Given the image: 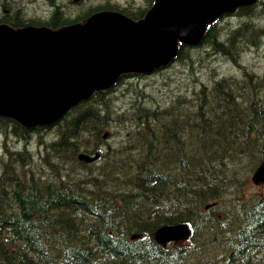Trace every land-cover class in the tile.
<instances>
[{
    "label": "trees",
    "instance_id": "trees-1",
    "mask_svg": "<svg viewBox=\"0 0 264 264\" xmlns=\"http://www.w3.org/2000/svg\"><path fill=\"white\" fill-rule=\"evenodd\" d=\"M43 1L47 9L36 14L32 4ZM43 1L0 0V24L58 30L101 11L139 21L155 2ZM263 10L264 2L257 0L213 21L200 45L180 44L170 66L197 74L209 62L200 54L208 47L239 68L237 78L213 81L215 70H208L212 76L205 72L201 88L193 86L158 104L137 87L134 77L143 75L129 74L54 125L27 129L0 117V264H188L189 246L163 248L152 231L187 223L193 244L198 217H210L200 227L205 243L199 242L205 251L215 245V257L207 264L261 259L264 196L247 198L236 187L242 190L264 161V73L249 72L239 55L240 47L259 45L263 38L264 26L254 19ZM225 16L239 21L223 24ZM174 82L165 79L163 85ZM128 95L136 100L117 111L116 104ZM108 130L122 135L105 143ZM97 150L102 151L100 163L78 159L81 152ZM132 234L145 237L133 241Z\"/></svg>",
    "mask_w": 264,
    "mask_h": 264
},
{
    "label": "water",
    "instance_id": "water-1",
    "mask_svg": "<svg viewBox=\"0 0 264 264\" xmlns=\"http://www.w3.org/2000/svg\"><path fill=\"white\" fill-rule=\"evenodd\" d=\"M256 0H156L136 22L119 12H99L85 25L52 31L0 24V116L23 126L54 124L96 90L112 87L123 73H150L168 65L179 42L198 45L207 24ZM99 157L79 155L93 162ZM264 181V163L253 177ZM185 225L156 233L162 245L187 239Z\"/></svg>",
    "mask_w": 264,
    "mask_h": 264
},
{
    "label": "rangeland",
    "instance_id": "rangeland-1",
    "mask_svg": "<svg viewBox=\"0 0 264 264\" xmlns=\"http://www.w3.org/2000/svg\"><path fill=\"white\" fill-rule=\"evenodd\" d=\"M116 1H118L119 3L123 5L127 4L128 2H135L136 6L146 5V3L144 4L146 0H116ZM261 1L264 2V0H261ZM45 6L46 5L44 4V1L39 2V4L37 5L36 3H33L31 9L37 12L36 14H39L41 13L40 12L41 9L44 8ZM45 9H47V7H45ZM257 18L254 17L255 21H257L259 25L261 24L262 26H264V10L262 12H259V15H257ZM232 19L233 17L227 18V16H225L221 20L223 24L229 23L230 25L232 24V22L236 23L237 21H239L236 18H234L233 21ZM239 51H240V54H239L240 59L242 60L244 67L248 69V71L251 70V72L255 73L256 75L264 73V36L263 38H261L259 45H253V44H250L249 46L245 45L244 47H240ZM200 54L205 55V57L208 59L209 62H205L203 68L197 74H196V69L194 71H191L189 69L184 70L180 67L173 66V67H169L168 69L164 70L162 73L147 76V78L139 77L138 79H135L137 83V87L141 86L147 90V92L145 93H146V97H148L147 99L149 102L151 101L153 103L166 104V102L170 99L172 95L179 94L180 91L183 93L187 92L190 89H192L193 86L196 87V90L201 88L202 84H204L202 81L204 80L205 72L209 74L210 73L209 71L212 69L216 71L215 75H213L215 78L213 81H216L223 77L237 78L233 76H237L239 74V69L233 62L227 59L228 57L226 58H224L225 56L218 57V52H214L212 51V49L208 47L202 48L200 51ZM194 57H195V64H196V54L195 53H194ZM209 75L212 76V74H209ZM134 78H137V77H134ZM165 79L168 82L170 81L171 82L175 81V82L172 86H169L168 84L164 86L163 81ZM193 80H196V81L191 83V81ZM180 84L181 86H179ZM181 87L183 88L182 90H180ZM117 90L119 91V88ZM134 100H136V98L130 95L123 97L116 104L117 111L127 109L133 103ZM116 139L117 137H113L110 141L114 143ZM3 141H4V137L0 130V157H2L4 154ZM11 144L13 143L11 142ZM237 192L238 193L240 192L241 194H245L247 198L255 197L257 195L264 196V186L255 187L251 183L248 182V184L243 185L242 190H241V187L239 186L237 188ZM215 237L219 238V235H217L216 233ZM201 238L204 239L203 236H201ZM196 243H199V242H197L196 240ZM185 245L188 246L187 243H185ZM188 248L189 250H193V256L189 260L188 264H196V263L197 264H207L210 260V257L208 256L207 251L215 248V245L212 244V246H208V250L206 249L207 251L202 250V253H200L199 256H196V244L194 242H193V246L192 247L189 246Z\"/></svg>",
    "mask_w": 264,
    "mask_h": 264
},
{
    "label": "flooded vegetation",
    "instance_id": "flooded-vegetation-1",
    "mask_svg": "<svg viewBox=\"0 0 264 264\" xmlns=\"http://www.w3.org/2000/svg\"><path fill=\"white\" fill-rule=\"evenodd\" d=\"M210 220V217H198V227H197V229H196V237L197 236H199V237H197L196 239H197V242H200L201 240H202V242L203 243H205V240L203 239V238H201L200 237V235L201 236H203V234H202V228H200L201 227V223H203V222H207V221H209ZM240 219H239V217L237 216L235 219H234V221L233 222H235V223H237V221H239ZM205 227V226H204ZM243 230V229H242ZM214 234V231H213V233H212V236H214L213 235ZM247 235V234H246ZM201 238V239H200ZM200 243H196V253H199V250H200ZM261 256V255H260Z\"/></svg>",
    "mask_w": 264,
    "mask_h": 264
},
{
    "label": "bare ground",
    "instance_id": "bare-ground-1",
    "mask_svg": "<svg viewBox=\"0 0 264 264\" xmlns=\"http://www.w3.org/2000/svg\"><path fill=\"white\" fill-rule=\"evenodd\" d=\"M84 163V162H83ZM216 204H214V205H209V204H207L206 205V209H208V208H211V207H213V206H215ZM221 217V216H220ZM175 225V224H174ZM143 236L142 234H132L131 236H130V238L132 239V240H135V238L137 237V236ZM197 238V237H196ZM170 243L171 244H174V243H179V240L178 241H175V240H173V241H170ZM194 243L196 244V241H194ZM156 244H158L157 242H156ZM184 247H188L187 245H185V243L184 244H182ZM207 249V248H206ZM249 252H251V251H249V250H246V253H249ZM252 252H253V250H252ZM258 254H263L264 255V252H261L260 250H257V255ZM263 255H262V257H261V259H259V258H257L256 257V264H258V263H261V262H263L264 261V257H263ZM209 257H210V260L212 259V258H214L215 257V254H214V251L212 252V254L211 255H208ZM209 260V261H210ZM254 263V264H255Z\"/></svg>",
    "mask_w": 264,
    "mask_h": 264
}]
</instances>
